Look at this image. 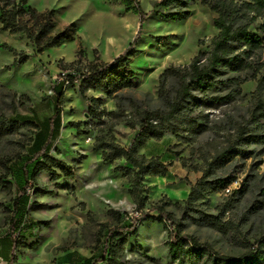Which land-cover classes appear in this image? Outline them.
Wrapping results in <instances>:
<instances>
[{
    "label": "rangeland",
    "instance_id": "obj_1",
    "mask_svg": "<svg viewBox=\"0 0 264 264\" xmlns=\"http://www.w3.org/2000/svg\"><path fill=\"white\" fill-rule=\"evenodd\" d=\"M138 1L143 12L147 13L135 48L136 57L130 63L139 83L137 88L120 94L125 99L127 112L131 111L127 106L129 100L136 103L140 110H164L167 101L174 95L177 81L170 78L166 98H160L158 86L161 74L170 67L187 66L198 53L209 51L211 39L217 34L213 26L216 16L198 0L190 6L191 16L187 20L166 22L154 15L152 3L159 0ZM27 5L37 11L54 10L59 31L69 24L75 26L74 40L41 53L24 34L0 31V117L8 121H23L21 117H25L41 124L55 115L57 97L53 87L62 76L76 71L75 66L70 64L76 60L82 65L90 61L111 62L133 42L139 30V18L126 12L123 6L111 5L104 0H27ZM263 22L259 20L251 29ZM3 46L24 53L27 62L14 65L15 57ZM228 76L224 72L217 79L225 80ZM231 89V85L215 89L208 97L224 96ZM254 89L255 83L248 82L241 86V95L234 103L205 102L198 110L207 116L211 125L224 123L226 119L240 120L246 115ZM195 95L200 97L199 92ZM86 97L102 98L107 111L116 109L115 102L103 93L89 91ZM59 107L62 110L61 128L49 141L48 148L52 157L74 169V177L53 182L46 173L38 174L37 187L53 195L31 198V203L34 201L35 204L30 205L22 230L25 231V244L16 252L10 251V241L6 237L4 207L17 196V191L15 188L11 192L0 190V259L4 264H62L61 257L68 252L91 256L100 249L95 241L99 229L102 225L111 228L109 210L135 216L127 180L114 172V167L123 165V162L104 164L100 151L93 147L96 132L79 135L71 127V124L80 122V129H83L85 123H96L87 115L88 104L79 95L78 84L65 86ZM175 124L182 129L179 123ZM37 131L39 128L18 123L12 133L0 139V174L1 163L5 159L16 160V157L24 155L26 148L22 150L21 144ZM134 134L124 123L114 128L117 142L124 147ZM210 137L212 134L207 132L200 136V143H191L167 133L160 141H150L139 151L147 157L160 159L164 164H171L166 178L145 180L143 185L151 187L145 211L155 204L169 203L166 212L172 215L173 222L182 225V235L208 245L220 257L239 260L256 245L257 240L264 239V155L238 159L223 171V176L237 178L227 192L240 190L235 196L236 206L224 217V221L233 223L234 231L223 235L198 224L195 217L182 210L190 184H194L200 176L195 171L203 167L199 156L203 143ZM261 160L262 164L257 169L256 164ZM8 180L11 181V177ZM243 184L245 186L241 187ZM225 197V194L208 196L197 208L215 214ZM149 213L157 217L154 211ZM169 232L156 221L142 219L137 225V235L128 240L126 259L131 264H179L169 254L168 243L172 241ZM11 254L14 262L9 261ZM181 260L182 264H214L210 254L186 256Z\"/></svg>",
    "mask_w": 264,
    "mask_h": 264
},
{
    "label": "trees",
    "instance_id": "obj_2",
    "mask_svg": "<svg viewBox=\"0 0 264 264\" xmlns=\"http://www.w3.org/2000/svg\"><path fill=\"white\" fill-rule=\"evenodd\" d=\"M104 1L111 5H121L126 12L138 16L139 30L133 42L111 62L90 61L82 65L76 60L71 63L76 71L62 76L53 87L57 98L56 112L52 118L37 124L25 117H21L23 121H8L0 117V139L12 133L18 123L39 128L33 137L21 144L22 150L26 148L24 155L16 157V160L5 159L1 163L0 190L11 192L15 188L17 191V196L4 207L10 251L16 252L25 244V231L22 230L29 207L35 204L34 201L31 203V198L53 195L37 187L38 174L46 173L53 182L60 178L74 177V169L52 157L48 146L61 128L62 110L59 105L63 89L66 85L74 87L78 84V93L88 104L87 115L96 123H85L83 129H80V122L71 124V127L79 135L96 132L93 147L100 151L104 164L123 162V165L114 167V172L120 173L127 180L128 194L135 205V216L129 217L126 213L109 210L111 228L102 225L96 234V245L100 249L97 248L99 250L89 258H78L75 261L72 259L75 255L67 254L70 259L67 264H131L126 259L127 243L137 235V225L142 219L156 221L164 229L170 230L172 241L168 243L169 254L179 264L183 263V257H199L204 254L213 256L214 264H264V239L257 240L256 245L239 260L220 257L208 245L182 235V225L173 222L172 215L166 212L169 203L155 204L145 211L149 200L147 194L151 189L143 185L145 180L166 178L171 164H164L156 157L139 153L150 141H160L167 133L180 141L191 143H200L202 134L211 133L212 137L203 143L199 156L203 167L195 171L200 176L194 184H190L182 210L195 217L198 224L220 234L227 235L234 231L233 223L224 221V217L236 206L235 196L240 190L227 192L237 178L223 176L222 173L238 159L246 160L264 155V22L251 29L259 20L264 21V0H199L201 5L216 16L213 26L217 34L211 39L209 51L198 53L187 66L164 70L158 86L160 98H166L169 79L177 81L174 95L167 101L164 110H140L136 103L129 100L127 106L131 109L130 112L124 108L125 99L120 92L133 90L138 86L137 74L131 69L130 63L136 57L135 48L147 13L143 12L138 0ZM197 1L159 0L152 3V7L154 15L163 21L183 22L191 16L190 6ZM74 30L73 24L57 30L54 10L37 11L27 5V0H0V31L24 34L39 53L58 47L65 41L74 40ZM3 48L15 57L14 65L27 62L24 53H17L7 46ZM224 72L229 74L227 79L218 80L217 76ZM248 82H254L255 89L250 95L246 115L240 120L226 119L224 123L209 124L207 116L198 110L201 104H232L241 95V86ZM227 85H231L232 89L226 95L208 97L211 91ZM89 91L103 93L107 99L115 102L116 109L107 111L103 107L102 98H87ZM195 92H199L200 97ZM121 123L135 132L126 147L120 145L114 135V128ZM175 123H179L182 129ZM180 133L184 135L181 136ZM261 164L262 160L256 164L257 169ZM8 177H11V181ZM243 186L245 184L241 187ZM226 192L230 195H226ZM215 194L226 196L224 202L216 208L215 214H208L197 208L202 200ZM151 211L157 217L150 216ZM12 255L10 262L15 260Z\"/></svg>",
    "mask_w": 264,
    "mask_h": 264
},
{
    "label": "crops",
    "instance_id": "obj_3",
    "mask_svg": "<svg viewBox=\"0 0 264 264\" xmlns=\"http://www.w3.org/2000/svg\"><path fill=\"white\" fill-rule=\"evenodd\" d=\"M114 59V58H113ZM67 254H72V255H75V257H72V259H73V261H75V260H78V258H89L90 256H82V255H80V254H78V253H76V252H68V253H65L62 257H61V260H62V264H67V262L68 261H70V259L69 258H67Z\"/></svg>",
    "mask_w": 264,
    "mask_h": 264
},
{
    "label": "built area",
    "instance_id": "obj_4",
    "mask_svg": "<svg viewBox=\"0 0 264 264\" xmlns=\"http://www.w3.org/2000/svg\"><path fill=\"white\" fill-rule=\"evenodd\" d=\"M0 264H4L3 261H2V259H0Z\"/></svg>",
    "mask_w": 264,
    "mask_h": 264
}]
</instances>
